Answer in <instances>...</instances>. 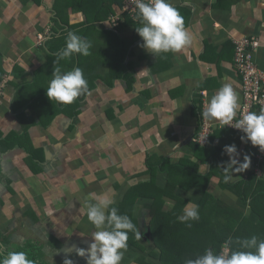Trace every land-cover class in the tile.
Listing matches in <instances>:
<instances>
[{
	"label": "crops",
	"instance_id": "obj_1",
	"mask_svg": "<svg viewBox=\"0 0 264 264\" xmlns=\"http://www.w3.org/2000/svg\"><path fill=\"white\" fill-rule=\"evenodd\" d=\"M169 2L183 16L191 43L180 52L154 56L138 46L142 39L135 28L142 25L116 0H0V239L9 235V247L31 240L53 263L87 264L77 254L89 247L94 231L85 197L117 194L119 204L132 188L150 183L163 160L175 182L180 178L176 196L163 198L174 201L172 208L164 203L165 217L169 213L166 220L191 224L189 239L211 244V225L226 222L225 210L231 208L246 227L241 239L264 240V224L259 226L264 165L254 164L252 147L240 140L244 134L201 117L211 96L228 83L238 94V120L244 98L233 67L234 42L258 41L253 62L264 71V0ZM110 16L122 19L113 24ZM71 30L91 43L90 54L54 64ZM46 33L49 40L39 43ZM54 67L62 73L80 67L88 93L68 105L50 101L46 90ZM145 68L147 75L137 74ZM205 122L213 135L206 145L193 146ZM231 144L241 161L248 155L251 162L225 182L229 157L223 149ZM28 148L37 151L35 157ZM155 174L163 189L167 175ZM156 198L134 208V218L144 230L146 223L148 232L162 194ZM189 201L199 205L200 218L181 223L177 217ZM142 229L146 263L161 264L151 258V234L143 237Z\"/></svg>",
	"mask_w": 264,
	"mask_h": 264
},
{
	"label": "clouds",
	"instance_id": "obj_2",
	"mask_svg": "<svg viewBox=\"0 0 264 264\" xmlns=\"http://www.w3.org/2000/svg\"><path fill=\"white\" fill-rule=\"evenodd\" d=\"M136 19L142 25L136 27V33L142 39L138 46L148 53L156 56L161 53L180 52L191 43V37L184 26V18L180 12L172 6L169 0H136ZM123 7L121 3L120 9ZM123 11V9H122ZM125 14V12H123ZM128 16L127 14H125ZM121 20L122 17L110 16L108 19ZM116 24V23H113ZM91 43L84 37L69 31L66 37V46L57 53L54 64L60 60L69 59L73 54L88 56ZM148 68L142 69L137 74L147 75ZM46 95L50 101L58 104H72L81 95L88 93V83L84 72L80 67L61 72L59 67H54ZM240 108L238 94L231 84L225 83L211 96L207 102L201 117L208 121H218L221 126H232L240 130L244 135L240 137L242 143H251L264 152V108L259 113L247 112L238 119ZM223 152L229 160L223 168L225 182L232 179L231 173H240L250 166V156L244 155L243 161L235 144L225 145ZM96 200L92 203L91 200ZM168 208L174 207V201L165 199ZM114 198L105 195L90 194L85 197L87 219L94 226L91 233L92 242L87 249H77L80 257H86L87 264H121L124 253L128 249V233L134 232L137 239H141V233L128 215L118 214V208L114 205ZM51 214V210H49ZM199 205L189 201L185 204L183 215L177 219L181 223L199 220ZM191 227V224H188ZM231 239L225 242L220 254L213 253L211 248L205 249L203 255L195 259L186 260L185 264H264V240H258L256 236L250 239H237L240 250L228 254V245ZM0 264H35L24 251H8L6 255L0 253ZM64 264H73L71 259H65Z\"/></svg>",
	"mask_w": 264,
	"mask_h": 264
},
{
	"label": "trees",
	"instance_id": "obj_3",
	"mask_svg": "<svg viewBox=\"0 0 264 264\" xmlns=\"http://www.w3.org/2000/svg\"><path fill=\"white\" fill-rule=\"evenodd\" d=\"M117 2L122 3L123 1L116 0ZM108 15V14H106ZM91 29V28H90ZM75 32L77 35L79 32L71 30ZM80 35V34H79ZM204 124V123H203ZM202 124V125H203ZM201 132H198V134ZM213 134H210L209 139L212 137ZM198 136V135H197ZM18 140L20 139L17 138ZM22 139V138H21ZM209 142V141H208ZM24 146V143H22ZM193 146L200 147L199 143L194 144ZM36 152V153H35ZM27 153H30L32 156H36L37 151L33 148H28ZM42 153V151H41ZM42 157V156H41ZM170 165V164H169ZM169 166L164 165V160L162 162H158L155 166L156 171H161V174H165L167 180V184L165 187H160L157 185V175L155 174L156 171L152 172V180L150 183L146 184H139L135 188H132L126 195L124 200L114 205L118 208V214L120 215H128L133 223L137 226V229L140 231L141 235V226L142 222H139L137 218H134V208L138 201L144 199H153L154 201L157 199L156 197L162 194V202H160V198L156 201L153 205L152 211V220L151 224L149 225V232L151 234L152 240H147L148 243L153 244L155 250L151 252V258L161 260V264H185L186 260L191 259L193 257H198L205 253V249L211 248L213 253L218 255L223 250V245L226 241L231 239V243L228 245L230 249V254L232 251L239 250V244L236 243L237 239H241V231L243 228H246L242 223L240 218H237L239 214L234 209L226 208V222H223L221 225H211L214 229V238L211 244H205L207 242L195 241L189 239L190 233L192 232L190 229L188 230L187 225H177L176 221L172 222L171 220H166V217L171 216L172 214L167 213L165 217V212L163 210V198L173 197L176 196L174 189L177 186V182L180 183V178L178 176L176 182L174 180L173 175H169V172H166V169ZM178 166H176L177 168ZM151 168H154L151 166ZM172 168V169H176ZM156 188L157 193H155ZM162 193H160V192ZM160 193V194H159ZM177 198V197H176ZM160 202V204H159ZM138 209V208H137ZM179 211V210H178ZM172 213V212H170ZM210 221V220H208ZM245 223L247 220H243ZM263 221L259 220V226H263ZM216 227V228H215ZM197 228V227H195ZM193 228V229H195ZM144 235V234H143ZM211 236V235H210ZM7 237H10L7 235ZM5 236L4 240L0 239V253L4 255L7 254L8 251H24L28 254V257L35 261V264H64L63 259L59 262L49 260L50 257H47L46 251H43V247L39 246L38 244L34 243L31 240H27L24 245L22 246H13L9 247L10 242ZM245 237V236H244ZM243 238V235H242ZM142 240V241H141ZM198 243V244H197ZM9 245V246H8ZM147 243H144V239H137L134 232L128 233V249L124 253V261L131 264H147L146 259H149L147 256L143 255L147 249ZM160 251V253H158ZM191 257V258H190ZM153 264V263H150Z\"/></svg>",
	"mask_w": 264,
	"mask_h": 264
},
{
	"label": "built area",
	"instance_id": "obj_4",
	"mask_svg": "<svg viewBox=\"0 0 264 264\" xmlns=\"http://www.w3.org/2000/svg\"><path fill=\"white\" fill-rule=\"evenodd\" d=\"M136 0H125L123 2V12L130 18L135 19L137 14ZM120 20L113 19V23L118 24ZM40 38H43L41 35ZM235 44V57L233 67L238 73L243 88L244 102L240 111L238 119L242 118L243 114L247 112H256L264 108V71L261 70L253 62V50L259 46V42L256 40H250L248 38L240 39L234 42ZM237 120H233V124ZM233 131L242 133L240 130L227 126ZM212 133L209 125H205L202 131L195 138V141L201 145H206L209 141V136ZM244 134V133H242ZM252 147L253 156L255 158L254 164L256 167L264 165V152H261L258 147ZM228 254L230 255V249L228 247Z\"/></svg>",
	"mask_w": 264,
	"mask_h": 264
},
{
	"label": "rangeland",
	"instance_id": "obj_5",
	"mask_svg": "<svg viewBox=\"0 0 264 264\" xmlns=\"http://www.w3.org/2000/svg\"><path fill=\"white\" fill-rule=\"evenodd\" d=\"M49 35H50V34H48V33H46V35H43V36H44V39L41 40V41H39V43H43V42H45V41L47 42V41L49 40V38H48ZM45 39H46V40H45ZM44 40H45V41H44ZM45 101H46V99H45V98H42V100H41V102H40V103H41V104H40L41 107H42V106H45V104H46ZM157 179H158V178H157ZM116 195H117V194L114 195V197H115L114 199H116ZM148 225H149V223H148ZM142 226H143V225H142ZM142 226H141V229H142ZM144 228H146V229H145V230L142 229V231H143V233H144L143 237H144V236L150 237V234H149V232L147 231V224H146V223H145V225H144ZM145 231H147V232H145ZM190 258H191V257H190Z\"/></svg>",
	"mask_w": 264,
	"mask_h": 264
},
{
	"label": "bare ground",
	"instance_id": "obj_6",
	"mask_svg": "<svg viewBox=\"0 0 264 264\" xmlns=\"http://www.w3.org/2000/svg\"><path fill=\"white\" fill-rule=\"evenodd\" d=\"M119 1H125V0H119ZM48 34H50V33H48ZM41 36V35H40ZM40 36H39V41H41V40H43L44 39V36H43V38H40ZM205 125H208L206 122L202 125V128H201V131H202V129H203V127L205 126ZM210 127V129H211V126H209ZM226 128H227V125H226ZM211 131H212V129H211Z\"/></svg>",
	"mask_w": 264,
	"mask_h": 264
}]
</instances>
